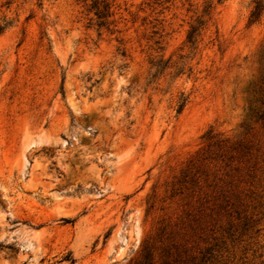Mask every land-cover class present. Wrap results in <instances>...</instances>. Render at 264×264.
<instances>
[{
    "label": "rangeland",
    "instance_id": "374dc122",
    "mask_svg": "<svg viewBox=\"0 0 264 264\" xmlns=\"http://www.w3.org/2000/svg\"><path fill=\"white\" fill-rule=\"evenodd\" d=\"M110 1L0 0V264H264V0Z\"/></svg>",
    "mask_w": 264,
    "mask_h": 264
},
{
    "label": "trees",
    "instance_id": "16d2710c",
    "mask_svg": "<svg viewBox=\"0 0 264 264\" xmlns=\"http://www.w3.org/2000/svg\"><path fill=\"white\" fill-rule=\"evenodd\" d=\"M111 6H112V2L110 0H91L87 10L88 12H92L93 16L90 17L89 19L90 20L94 19L95 25L98 28L106 26L108 24L107 21L108 18L112 15ZM260 10H261V5L257 4L254 10L250 14L251 20H254L258 17ZM198 27L199 25H195V26L191 25L187 33V41L191 44L194 43L195 41ZM184 101L185 98L183 97L177 105V112H179L182 109Z\"/></svg>",
    "mask_w": 264,
    "mask_h": 264
}]
</instances>
